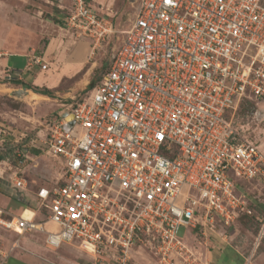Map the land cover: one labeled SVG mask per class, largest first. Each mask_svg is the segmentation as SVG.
Listing matches in <instances>:
<instances>
[{"label":"built area","instance_id":"2783aa9c","mask_svg":"<svg viewBox=\"0 0 264 264\" xmlns=\"http://www.w3.org/2000/svg\"><path fill=\"white\" fill-rule=\"evenodd\" d=\"M67 1L66 24L94 52L116 31L110 13ZM136 1L107 70L44 134L60 178L31 190L23 168L10 173L45 213L0 207V227L40 233L53 250L75 244L89 264H136L137 252L151 264H212L211 235L226 241L251 214L244 184L264 182L263 152L226 116L264 102V0Z\"/></svg>","mask_w":264,"mask_h":264},{"label":"rangeland","instance_id":"374dc122","mask_svg":"<svg viewBox=\"0 0 264 264\" xmlns=\"http://www.w3.org/2000/svg\"><path fill=\"white\" fill-rule=\"evenodd\" d=\"M63 3L65 8L58 7L53 0H0V52H5L0 60L10 54L24 55L27 66L43 71L44 84L26 82L29 77L23 76L18 81L32 88H47L50 93L49 96H38L31 89L12 82L13 71L0 64V155L3 156L0 174L6 178L20 166L31 190L39 185H54L60 178L61 164L44 152V134L55 121L61 104L66 108L72 101L82 100L100 80L121 43L122 31L130 26L137 7L136 0H114L110 8L94 0H86L98 13H110L116 29L92 52L89 38L66 24L70 5L67 0ZM80 41L89 45L85 57L83 55L85 63L80 69L64 71V57ZM37 58L40 62H35ZM12 60L13 67L21 70L25 61L15 57ZM60 74L63 77L56 83L46 85L49 78L57 80ZM227 119L237 139L254 143L264 154V102H244L231 110ZM21 149L26 150L27 157L18 156ZM244 188L251 214H242L238 218L229 228L226 241L221 243L210 237L212 245H208L206 254L212 264H241L236 261L235 253H240L243 264H264V182L254 180L246 183ZM25 203L28 207H23ZM0 205L13 214L22 212L29 218L37 203L31 191H18L0 183ZM40 217L37 215V219ZM184 232L180 229L179 234ZM186 237L189 240L188 235ZM195 246L202 251L205 249L204 245ZM13 258L28 264H89L90 261L89 255L75 244L53 250L46 246L40 233L18 236L0 227V264H9ZM135 262L151 264L147 254L138 252Z\"/></svg>","mask_w":264,"mask_h":264},{"label":"crops","instance_id":"0c3cea01","mask_svg":"<svg viewBox=\"0 0 264 264\" xmlns=\"http://www.w3.org/2000/svg\"><path fill=\"white\" fill-rule=\"evenodd\" d=\"M96 1L98 4H101V5H105L107 7L110 8V5L111 3H113L114 0H94ZM103 13V12H101ZM90 41V40H89ZM87 47L89 48V45L86 44V42L84 41H80L79 43L76 44V46L72 47L71 48V51L70 52H66V56L64 57V61H63V68L64 71H67L69 69H80L81 65H83V58L85 57V51L87 49ZM84 55V57H83ZM9 56L8 58H4V59H1L0 60V64L4 65V66H7L9 68V70H12V77L11 78H16V79H22V76L23 77H29V80L26 81V82H30V83H33L35 85H42L44 84V77L42 76L43 75V71H37L35 69H32L31 66H27V59L25 58L24 55H20V54H10V55H7ZM12 57H15V58H19V61L21 60H24L25 62L23 63L22 65V69H20V67H18L19 69H16L14 68V63L12 62ZM43 59V58H41ZM15 60V59H14ZM85 63V62H84ZM63 74H60L58 75V79L56 80L55 78H49L48 80H50L49 82H46V85H51L53 83H56V81H58L62 76ZM54 79V80H52ZM49 83V84H47ZM34 94L38 95V96H41V94L39 95L38 93H35L33 92ZM44 96V95H43ZM1 162V161H0ZM9 177H10V174H8V176L5 178L2 174H0V179L2 180H5L6 182H1L3 185H5L6 187H9L10 186V183H9ZM240 255V253H239ZM9 264H28L27 262H24L23 260H18V259H12L9 261ZM243 264V263H242Z\"/></svg>","mask_w":264,"mask_h":264},{"label":"trees","instance_id":"16d2710c","mask_svg":"<svg viewBox=\"0 0 264 264\" xmlns=\"http://www.w3.org/2000/svg\"><path fill=\"white\" fill-rule=\"evenodd\" d=\"M85 2H86V0H85ZM57 23H61V21L60 20H55ZM63 23V22H62ZM11 80H12V82H14V83H17V84H21V85H23V86H25V88H27V89H31L33 92H35V93H38V94H41V95H46V96H49V90L47 89V88H43V89H40V88H37V87H33L32 88V86H30V85H24L22 82H20V81H18V79H16V78H10ZM89 85H92V82H90V84ZM244 102H250V101H242L241 103H240V105L242 104V103H244ZM239 105V106H240ZM238 106V107H239ZM229 112H227V114H228ZM227 114H226V116H227ZM3 159V156H1L0 155V161ZM244 186H245V184H244ZM243 186V187H244ZM25 206H27V204L25 203V204H23V207H25ZM0 207H3V206H1L0 205ZM28 207V206H27ZM36 207H37V205H36ZM35 207V209L37 210V215H41V214H44L45 213V210L44 209H41V210H39L38 208H36ZM4 208V207H3ZM229 231V230H228ZM211 237H215V238H217L221 243H222V240L220 239V238H218L217 236H215V235H211ZM218 241V242H219ZM235 253V252H234ZM235 256H237V258H236V261L237 262H239V263H241L242 264V262H243V260H242V258L237 254V253H235ZM238 264V263H237Z\"/></svg>","mask_w":264,"mask_h":264},{"label":"water","instance_id":"95a60500","mask_svg":"<svg viewBox=\"0 0 264 264\" xmlns=\"http://www.w3.org/2000/svg\"><path fill=\"white\" fill-rule=\"evenodd\" d=\"M64 128H65V130H68L69 129V125H66Z\"/></svg>","mask_w":264,"mask_h":264}]
</instances>
